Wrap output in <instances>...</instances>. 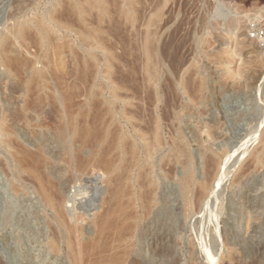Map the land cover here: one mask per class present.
Returning <instances> with one entry per match:
<instances>
[{
  "label": "bare ground",
  "instance_id": "bare-ground-1",
  "mask_svg": "<svg viewBox=\"0 0 264 264\" xmlns=\"http://www.w3.org/2000/svg\"><path fill=\"white\" fill-rule=\"evenodd\" d=\"M144 2L10 1L0 25V147L9 159L0 165L11 167L15 191L33 188L45 248L60 264H139L150 253L177 261L179 229L195 217L211 222L208 264H261L251 249L264 229V186L252 178L264 163V125L234 177L225 149L195 126L182 129L178 116L163 137L160 13L146 16ZM206 83L197 84L201 101ZM161 177L174 181V199ZM189 242L191 263L198 247Z\"/></svg>",
  "mask_w": 264,
  "mask_h": 264
},
{
  "label": "rangeland",
  "instance_id": "rangeland-1",
  "mask_svg": "<svg viewBox=\"0 0 264 264\" xmlns=\"http://www.w3.org/2000/svg\"><path fill=\"white\" fill-rule=\"evenodd\" d=\"M10 1L0 0V25L5 19ZM144 1L146 16L156 10L160 13L159 46L162 68L159 113L163 137L169 140L175 134L176 124L172 121L178 116L177 123H180L182 129L195 126L202 133V140L206 144L225 149L226 155L236 162L231 177L236 173L238 175L246 156L258 145V139L254 138L264 125V0ZM148 8L154 9L150 11ZM240 37L249 38L253 44L243 46ZM199 78L207 82V88L209 86L205 101L195 95L198 83L201 82ZM222 84L225 87H221ZM147 97L144 96L143 102L149 101ZM196 99L199 102L197 104ZM209 124L221 131L218 133L222 140L220 137L216 138L219 135L215 138L208 135L206 126L209 127ZM247 145L252 148L249 147L245 157L238 161ZM0 156L5 160L9 159L2 147ZM261 167L252 178L253 181L251 180L252 184L260 188L264 186V163ZM0 168V264H33L34 261L36 264H60L45 248L43 222L39 213L41 209L36 204L38 198L33 188L24 183L19 192L15 191L10 180L11 167L5 170L0 165ZM160 183L164 195L174 199V181L170 177H161ZM170 202L172 206L177 204ZM198 220L199 218L195 219L194 224L190 221L187 229H179L176 248H180L178 250H181L182 258L173 261L170 256L167 258V254L165 257L150 253L152 259L149 257L139 264H208L204 244L210 237L208 234L211 232V222L209 219H200L201 224ZM190 240L198 247L191 263L186 251ZM256 241L257 244L251 249V258L260 255L264 258V229L256 234ZM211 248L213 252L221 253L223 250L219 247Z\"/></svg>",
  "mask_w": 264,
  "mask_h": 264
}]
</instances>
